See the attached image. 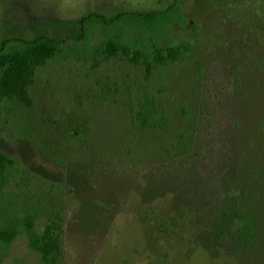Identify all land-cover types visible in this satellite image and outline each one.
<instances>
[{"label":"rangeland","instance_id":"obj_1","mask_svg":"<svg viewBox=\"0 0 264 264\" xmlns=\"http://www.w3.org/2000/svg\"><path fill=\"white\" fill-rule=\"evenodd\" d=\"M172 1L0 0V41L63 39L88 11ZM234 1L225 12L194 0L191 27L166 30L189 51L147 80L141 66L57 58L37 72L31 107L3 101L0 150L18 170L0 192V229L36 214L41 234L57 211L59 264H264V31ZM144 100L155 108L143 128L128 108ZM224 213L247 219L220 234ZM38 262L25 232L0 244V264Z\"/></svg>","mask_w":264,"mask_h":264},{"label":"trees","instance_id":"obj_2","mask_svg":"<svg viewBox=\"0 0 264 264\" xmlns=\"http://www.w3.org/2000/svg\"><path fill=\"white\" fill-rule=\"evenodd\" d=\"M193 1L173 0L161 11H119L111 15L97 10L88 11L77 19L74 32L63 39H55L46 33H38L28 39L9 37L2 33L0 105L3 101L16 100L26 108L31 107V88L37 72L57 58L62 61H82L89 64L92 70L109 62L141 66L145 79H149L155 68L168 61L178 62L189 51L188 44L172 45L168 42L169 34L166 30L172 33L191 27L188 19ZM247 1L248 5L245 6L249 7L251 17H255L254 21L264 31V0ZM212 3L217 10L226 12L236 2L212 0ZM74 90L73 95L79 100L81 95H77ZM154 108L152 100H144L135 111L130 107L128 110L133 112L134 120L144 128ZM115 124L118 135L119 125ZM72 137L76 136L73 134ZM17 170V162L0 150V192ZM37 218L36 214L26 215L0 229V244L7 248L20 232H25L29 248L39 255L38 264H59L62 257L59 245L61 217L57 211L46 213L41 234L33 230ZM245 218H239L238 214L224 213L218 222L219 233L223 234L234 221L244 225Z\"/></svg>","mask_w":264,"mask_h":264}]
</instances>
